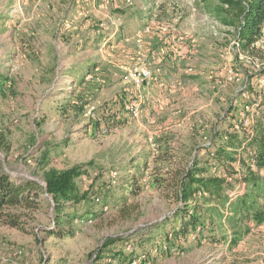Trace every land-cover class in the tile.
<instances>
[{
	"label": "rangeland",
	"instance_id": "374dc122",
	"mask_svg": "<svg viewBox=\"0 0 264 264\" xmlns=\"http://www.w3.org/2000/svg\"><path fill=\"white\" fill-rule=\"evenodd\" d=\"M136 11L147 19L133 18ZM0 17V130L11 145L0 151V170L44 188L46 170L77 167L85 195L65 210L74 217L71 238L60 236L44 189L38 209L10 211L22 227L0 222L1 264H127L131 255L139 264H264V222L224 225L229 242L239 239L233 250L209 244L200 227L186 238L170 233L185 209L180 173L227 181L221 191L230 202L245 193L232 174L239 165H218L209 151L227 134L244 149L264 123V29L243 51L220 0H0ZM159 27L169 29L161 78L176 88L149 86L133 119L124 109L128 71L151 61L135 42L155 44L147 37ZM131 180L141 194L106 205L109 196L128 192ZM130 206L135 210L124 216ZM222 211L231 212L230 204Z\"/></svg>",
	"mask_w": 264,
	"mask_h": 264
},
{
	"label": "trees",
	"instance_id": "16d2710c",
	"mask_svg": "<svg viewBox=\"0 0 264 264\" xmlns=\"http://www.w3.org/2000/svg\"><path fill=\"white\" fill-rule=\"evenodd\" d=\"M140 3L150 2L152 0H135ZM220 3L227 7L230 17L228 26L235 27L236 39L240 48L247 52L254 48L255 44L261 39L264 29V0H220ZM160 10V7H159ZM4 17H0V21ZM133 18L143 21L147 17L136 11ZM147 23H143L145 27ZM262 73L264 74V68ZM6 77L0 78L4 81ZM1 84V83H0ZM264 95V92H263ZM264 106V96L262 100ZM224 139V138H223ZM220 141V145H215L209 156L218 162V165L225 166L238 164L241 171L232 174L240 177V183L245 186V193L236 201L230 202L227 195L221 191L223 185L229 183L221 178L202 175L194 177L189 172L180 173L178 177V194L181 202L185 204L182 212L180 224L173 225L170 229L175 239L186 238L190 228L200 227L207 233L206 241L211 244H228V249L233 250L237 245L236 241L229 242L227 235L222 233L223 226L231 223L248 224L254 222L261 225L264 222V123L262 124L258 136L246 143L244 149H240L241 143H238L237 136L227 134L225 141ZM69 141L65 146H68ZM11 149L9 133L0 130V151L8 153ZM243 153L246 157H242ZM43 163V162H42ZM43 164V168L47 167ZM228 172V171H227ZM229 173V172H228ZM229 173V175H232ZM82 175L77 167L65 171H57L53 168L46 170L43 174L45 187L34 180L13 179L9 174L0 170V222L19 226L20 223L13 219L9 212L12 210L34 211L38 209L39 192L44 189L51 196L53 211L55 213L54 223L62 228L63 237H73L74 232L67 230L73 227V216L65 213V210L71 211L73 207L85 199V195L80 192L77 185V179ZM129 191L118 196H109L107 204H113L112 208L119 204L125 205L124 201L132 195L133 197L141 194L142 189L130 181ZM200 197H207L209 200L219 202L218 206H207V203H200ZM215 198V199H214ZM212 201V202H213ZM230 204L229 213H224L222 208ZM193 207L190 213L188 210ZM134 207L130 206L123 211L124 216H129ZM91 214V213H88ZM96 216V213H92ZM179 213L176 214L178 216ZM224 221V223H223ZM249 227L244 229V234L248 233ZM53 236H59L57 231H46ZM102 257L100 256V259ZM113 258V257H112ZM137 259V256L131 255L127 264ZM50 263V261H48ZM63 258H60L54 264H64ZM1 264V263H0ZM109 264V263H103Z\"/></svg>",
	"mask_w": 264,
	"mask_h": 264
},
{
	"label": "built area",
	"instance_id": "2783aa9c",
	"mask_svg": "<svg viewBox=\"0 0 264 264\" xmlns=\"http://www.w3.org/2000/svg\"><path fill=\"white\" fill-rule=\"evenodd\" d=\"M146 31H148V29ZM135 43L138 50L143 49L144 43L141 39L136 40ZM127 79L131 88L129 91H127V100L125 102L124 109L126 113L133 119H139L142 114L145 101L147 100V89L149 86L157 84L170 89L176 88L175 83H168L161 78L159 69H154L151 66H147L145 64H137L136 66L134 65L128 71ZM87 114L92 119L96 118L94 108H90L87 111ZM139 262V258H137L130 261L128 264H139Z\"/></svg>",
	"mask_w": 264,
	"mask_h": 264
},
{
	"label": "crops",
	"instance_id": "0c3cea01",
	"mask_svg": "<svg viewBox=\"0 0 264 264\" xmlns=\"http://www.w3.org/2000/svg\"><path fill=\"white\" fill-rule=\"evenodd\" d=\"M147 39L155 43L152 45L150 41L146 40L145 42L144 48L146 50V56H151V61L147 65L152 66L153 64H155L156 66L153 65L152 68L159 69L160 73L162 74L163 72H165V67H169V29H162L160 27L156 28L155 32H153L151 36L147 37ZM155 55L157 56V58ZM175 57L176 55H174V57L172 55L171 60H173ZM153 89H158L157 84H153L151 91H153ZM160 90L161 89H158V91Z\"/></svg>",
	"mask_w": 264,
	"mask_h": 264
}]
</instances>
